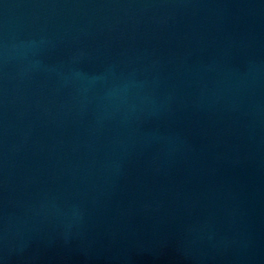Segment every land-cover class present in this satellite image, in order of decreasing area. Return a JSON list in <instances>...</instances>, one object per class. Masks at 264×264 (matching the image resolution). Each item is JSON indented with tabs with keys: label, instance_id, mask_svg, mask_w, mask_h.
I'll return each instance as SVG.
<instances>
[{
	"label": "water",
	"instance_id": "95a60500",
	"mask_svg": "<svg viewBox=\"0 0 264 264\" xmlns=\"http://www.w3.org/2000/svg\"><path fill=\"white\" fill-rule=\"evenodd\" d=\"M0 264H264V0H0Z\"/></svg>",
	"mask_w": 264,
	"mask_h": 264
}]
</instances>
